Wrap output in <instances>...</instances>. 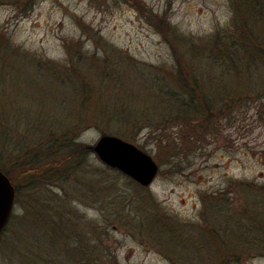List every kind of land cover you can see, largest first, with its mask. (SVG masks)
Instances as JSON below:
<instances>
[{
	"label": "rangeland",
	"instance_id": "374dc122",
	"mask_svg": "<svg viewBox=\"0 0 264 264\" xmlns=\"http://www.w3.org/2000/svg\"><path fill=\"white\" fill-rule=\"evenodd\" d=\"M160 20L182 37L179 73ZM102 133L155 159L149 185L92 151L56 184L26 178L52 167L50 136ZM0 156L15 188L0 264H264V0H0Z\"/></svg>",
	"mask_w": 264,
	"mask_h": 264
},
{
	"label": "trees",
	"instance_id": "16d2710c",
	"mask_svg": "<svg viewBox=\"0 0 264 264\" xmlns=\"http://www.w3.org/2000/svg\"><path fill=\"white\" fill-rule=\"evenodd\" d=\"M237 13L239 14V11L237 10ZM164 23V24H163ZM163 23H161V20L159 22V25H161V28L160 30H162L163 33L166 34L167 32V27H169V23L166 21H164ZM166 27V28H165ZM171 32H167V42L169 43L170 47H171V50L174 54V57H175V72L182 70L183 71V67H179L177 66V63L178 61L180 60V63H182V60L186 57V53H182L180 50H179V47L177 44H174L173 43V36H176V39H181L182 37L180 36V34H178L176 31L174 30H171ZM218 34V33H217ZM221 37L219 36H212L210 37L209 39H207L205 41V45L207 44H210L211 45V49L214 50V49H217L216 50V54L218 55H221L220 59H223L224 63H226V61H229V59H225L223 56V52L222 50L224 51V47H226L225 45V42L221 39ZM243 37H239L236 40L235 42H232V48H239L242 46L243 42H240V39H242ZM247 41V40H246ZM223 42V43H222ZM237 42L236 46H235V43ZM245 43V42H244ZM222 46H220V45ZM192 47H195L197 45H199L198 43L194 44L192 43ZM214 47H218V48H214ZM199 49V48H198ZM218 56L214 57V58H217ZM223 57V58H222ZM75 58V57H74ZM104 60H107V59H104ZM185 76V74H184ZM183 78V77H182ZM185 81L181 84V87L183 90H185V93H190L191 92V89L194 88V85H195V82L193 80V83H187V79H186V76H185ZM104 80V79H102ZM104 84V83H103ZM209 104V103H208ZM175 107H178V106H175ZM104 109V116L108 114V110L106 111V109L104 107H102ZM178 108H181L178 107ZM184 108V107H182ZM189 108V106H188ZM199 109H187L188 110H191L190 112H195V113H202V114H207V110L209 111L208 112V115L211 114L212 112V107L209 105H207V107H203L201 105L198 106ZM106 112V113H105ZM119 116V115H118ZM117 116V117H118ZM135 118L137 117L138 119H136V121L138 123H146V122H142L143 120V114H139L138 116L136 115H133ZM190 116V113L189 115H183V119L185 121H190L191 117L189 118ZM115 118H117L116 116H114ZM102 119V118H100ZM175 120H178V119H175ZM136 124V123H135ZM142 125V124H141ZM102 128H106L107 130H110V131H113L114 133L118 134L119 131H120V128L119 127H116V129H110L107 124H101ZM139 126V125H138ZM76 127V126H75ZM72 129H74V127H72ZM157 128H155L156 130ZM137 128H135L132 132H129L127 135V137L129 138H133L134 137V134L136 132ZM73 131V130H72ZM71 131V132H72ZM70 132V133H71ZM63 134H66V133H63ZM169 133L166 134V136L168 135ZM71 135H74V139L77 137L76 133L72 134ZM121 135V134H119ZM50 136V135H49ZM182 137H184V139L187 141V145L186 146H189L190 145V139L186 136V135H180ZM74 139H69L67 138V136H63V137H58V136H50V139H49V145L47 146L46 149H44V152L42 153V158L43 159H50V161L48 162L49 163V166H52L50 167L49 169L44 170V171H41V169L39 167H34V166H30L28 168L25 169V174H26V178L29 180L30 179V182L31 181H36L37 184H43V183H50V184H53L56 182H59V181H62L61 179H65L66 177L69 178V176L71 175H76V173L78 172V169L81 170V168L83 169V166H84V161L86 162L87 160V157H88V154L91 152V149L87 146V144L85 143H81V142H76L74 141ZM166 140V138L164 139V137H160V138H157V145H164V141ZM167 141V140H166ZM172 140H168L167 141V144H169ZM174 142L176 143V140H174ZM15 150V149H14ZM179 150V149H178ZM178 150H175L173 149L172 151H169V154H172L173 152H177ZM183 151V150H182ZM35 155L38 153L35 152ZM180 154V152L177 153V155ZM176 155V156H177ZM53 160H52V159ZM2 159V156H0V169L6 174V171L2 168L3 165H1V162L3 161ZM25 162H29V160L25 161ZM33 165V164H32ZM45 167H48L47 165ZM103 169H106L105 167H102ZM87 170V169H86ZM84 170V173L90 177L91 181L96 177L95 175L97 174L96 171H91L90 169L89 170ZM87 172V173H86ZM24 174V173H23ZM31 176L32 178H34V180L31 179ZM35 176V177H34ZM37 177H40V180H37ZM19 181H21V179H17ZM26 180V182L28 181ZM14 183V182H13ZM29 183V182H28ZM18 184V182H17ZM15 187H16V182L14 183ZM26 187H27V184H25ZM18 186L16 187V190H17ZM18 192V190H17ZM240 222L239 221H234L233 223H229V224H233L235 227L237 226L239 230H241V227L243 226H240L239 224ZM237 229V230H238ZM253 232V231H252ZM252 232H249V237L247 238H250L252 235L251 233ZM260 235V233H257V234H254V235ZM244 236L242 237H238V236H234L232 237V239H235V240H239L238 238H243ZM259 237V236H258ZM246 238V237H245ZM250 241L254 242V240H252V238L249 239ZM248 241V240H247ZM247 241L245 239V244H247ZM252 244V243H251ZM251 244H248V245H251ZM258 246L261 247L262 243L259 242V243H256ZM253 246V245H251Z\"/></svg>",
	"mask_w": 264,
	"mask_h": 264
},
{
	"label": "water",
	"instance_id": "95a60500",
	"mask_svg": "<svg viewBox=\"0 0 264 264\" xmlns=\"http://www.w3.org/2000/svg\"><path fill=\"white\" fill-rule=\"evenodd\" d=\"M88 147L103 164L119 169L143 186L149 185L158 171L157 162L148 152L118 135L102 133ZM14 198L15 188L0 169V236L11 215Z\"/></svg>",
	"mask_w": 264,
	"mask_h": 264
}]
</instances>
